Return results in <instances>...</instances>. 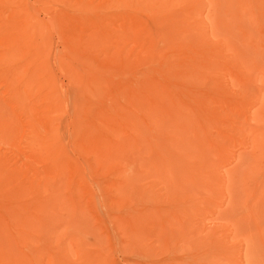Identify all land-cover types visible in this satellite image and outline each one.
I'll list each match as a JSON object with an SVG mask.
<instances>
[{
    "label": "rangeland",
    "instance_id": "1",
    "mask_svg": "<svg viewBox=\"0 0 264 264\" xmlns=\"http://www.w3.org/2000/svg\"><path fill=\"white\" fill-rule=\"evenodd\" d=\"M0 264H264V0H0Z\"/></svg>",
    "mask_w": 264,
    "mask_h": 264
}]
</instances>
